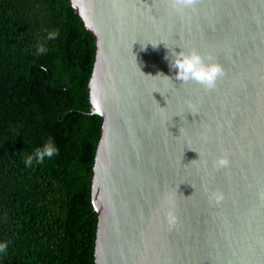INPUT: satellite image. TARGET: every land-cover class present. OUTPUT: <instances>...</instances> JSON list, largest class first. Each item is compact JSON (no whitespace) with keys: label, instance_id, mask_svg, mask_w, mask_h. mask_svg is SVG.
Returning <instances> with one entry per match:
<instances>
[{"label":"water","instance_id":"95a60500","mask_svg":"<svg viewBox=\"0 0 264 264\" xmlns=\"http://www.w3.org/2000/svg\"><path fill=\"white\" fill-rule=\"evenodd\" d=\"M70 3L94 49V264H264V0H199L183 16L167 0ZM181 49L223 66L214 90L173 78Z\"/></svg>","mask_w":264,"mask_h":264},{"label":"trees","instance_id":"16d2710c","mask_svg":"<svg viewBox=\"0 0 264 264\" xmlns=\"http://www.w3.org/2000/svg\"><path fill=\"white\" fill-rule=\"evenodd\" d=\"M93 62L70 0H0V264H94ZM49 137L58 154L27 167Z\"/></svg>","mask_w":264,"mask_h":264},{"label":"clouds","instance_id":"9594fccd","mask_svg":"<svg viewBox=\"0 0 264 264\" xmlns=\"http://www.w3.org/2000/svg\"><path fill=\"white\" fill-rule=\"evenodd\" d=\"M167 2L172 13L183 16L188 11H194L196 5L199 3V0H167ZM56 35V33H51L48 38L54 39ZM42 50L43 49H41V51ZM170 67L175 69V76L173 77L175 80L180 81L181 84L195 82L205 91L214 90L218 80L223 78L225 75L223 66L216 62L211 54L202 56L196 50L185 52L181 49L178 53L170 51ZM164 77L169 81H172L173 79L167 76ZM188 103L189 107H191V103ZM58 151L59 149L56 147L54 140L49 137L42 146L37 147L32 154L26 157L24 161L25 165L27 167H31L34 161L37 164L42 163L45 158L50 159L54 155L58 154ZM229 164L230 161L228 159V155L225 153L213 161V168L218 171L222 168H227ZM208 198L211 203L219 204L223 201L224 194L219 190H214L208 194ZM166 203L167 210L165 211V221L171 229L175 227L178 222V217L176 216L174 203L171 200ZM7 247L8 243L6 241L0 244V252H5Z\"/></svg>","mask_w":264,"mask_h":264}]
</instances>
